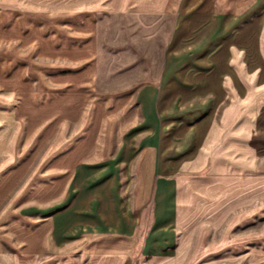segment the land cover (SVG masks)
<instances>
[{"label": "crops", "instance_id": "0c3cea01", "mask_svg": "<svg viewBox=\"0 0 264 264\" xmlns=\"http://www.w3.org/2000/svg\"><path fill=\"white\" fill-rule=\"evenodd\" d=\"M3 5L1 86L55 87L60 117L101 102L104 133L61 156L54 203L21 209L39 236L17 262L264 264V0Z\"/></svg>", "mask_w": 264, "mask_h": 264}, {"label": "rangeland", "instance_id": "374dc122", "mask_svg": "<svg viewBox=\"0 0 264 264\" xmlns=\"http://www.w3.org/2000/svg\"><path fill=\"white\" fill-rule=\"evenodd\" d=\"M11 2L0 0V6H10ZM20 57L24 62L28 54ZM19 79L20 90L18 85H11L6 75L4 80L9 82L4 81V86L0 83V264L34 260L21 254L17 262L18 253L27 247L30 238L39 236V220L21 215V209L54 203L65 183V171L58 165L61 156L74 154L79 142L91 144L104 134L94 131L101 102L69 99L64 103L68 116L60 117V94L51 90L55 87L47 85L43 89L41 84L36 91L32 88L26 91L33 85H28L25 73ZM76 108L79 113H75ZM256 145L260 171L264 173V100L259 102Z\"/></svg>", "mask_w": 264, "mask_h": 264}]
</instances>
